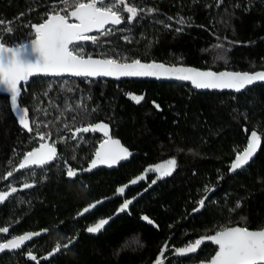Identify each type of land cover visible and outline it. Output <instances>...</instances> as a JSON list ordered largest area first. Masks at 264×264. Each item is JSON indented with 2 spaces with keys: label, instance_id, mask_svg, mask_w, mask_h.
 <instances>
[{
  "label": "trees",
  "instance_id": "trees-1",
  "mask_svg": "<svg viewBox=\"0 0 264 264\" xmlns=\"http://www.w3.org/2000/svg\"><path fill=\"white\" fill-rule=\"evenodd\" d=\"M129 2L142 9L138 17L128 23L124 13L126 22L101 36L99 44L83 43L86 55L115 54L215 71L264 69V0ZM54 6L63 7L60 0H0V39L7 45L28 41L34 37L31 26L46 19ZM133 95L144 99L137 103ZM5 97L0 94V190L10 186L17 191L0 208V223L19 219L22 228H47L46 248L48 238L80 231L72 244L39 264H149L166 243L182 247L222 226L264 228V84L239 93L199 92L175 82L33 77L19 98L20 106L29 109L32 132L20 125ZM99 122L109 124L110 135L135 154L115 169L81 173L102 134L74 139V130ZM252 131L261 136L260 147L248 165L230 173L231 161ZM47 132L59 147L58 158L43 168L14 172L40 141L38 133ZM169 159L176 161L171 175L158 178L149 171ZM68 166L78 170L76 177L66 175ZM9 171L13 175L5 178ZM143 172L144 179L129 185L123 197L73 218L81 207L112 196ZM25 183L33 186L24 188ZM126 200L132 201L129 208L101 233L81 231L83 224L117 212ZM215 250L204 244L196 255L173 257L167 264H195ZM15 263L0 259V264Z\"/></svg>",
  "mask_w": 264,
  "mask_h": 264
},
{
  "label": "snow or ice",
  "instance_id": "snow-or-ice-1",
  "mask_svg": "<svg viewBox=\"0 0 264 264\" xmlns=\"http://www.w3.org/2000/svg\"><path fill=\"white\" fill-rule=\"evenodd\" d=\"M60 2L63 5L62 8L57 9L54 6L47 13V18L43 22L31 26L34 29V38L29 43L9 46L0 39V89L9 94L11 107L17 112L20 125L29 132L33 131L30 126L29 109L21 107L18 100L22 94V85L27 84L29 78L33 76L70 75L83 78L115 77L117 79L120 77L175 78L190 81L199 89H233L237 92L257 81L264 82V71L255 73L216 72L194 67L165 65L156 61L145 63L140 59L129 60L127 57H117L115 54H102L97 58L90 54L86 55L82 47L84 42L99 44L101 36L110 35L114 26L126 22L124 13L128 14L126 20L131 23L138 17L142 9L132 6L129 0H60ZM180 23L183 24L185 21L181 19ZM3 24L4 21L0 20V25ZM7 31L10 33L12 29L7 28ZM7 98L5 97V99ZM131 98L137 103L144 99L143 96L136 95ZM155 107L159 109L160 105L156 104ZM97 131L102 132L106 139L100 143L89 166L82 171H91L98 164L111 167L132 155L119 140L110 136L109 124L104 122L76 128L73 138L75 139L82 133ZM38 136L42 142L38 147L23 155L17 171L25 168H43L58 158L56 143L44 142L51 140L52 133H38ZM260 142L261 136L256 131H252L247 146L236 153L235 159L230 165V171L234 172L248 165L260 147ZM175 167V159H169L162 164L152 166L149 171L159 173L158 178H163L171 175ZM77 172V169L68 166L66 175L73 178L76 177ZM12 175V171L7 173V177ZM141 179H144V176L137 177L131 183L135 184ZM32 186L29 183L23 185L24 188ZM125 187H120L118 191L123 193ZM16 191L17 188L12 187L8 192H0V202ZM206 199L207 197L198 202L200 208L205 206ZM96 203H100V201ZM131 203V200H126L118 211H125ZM95 206L92 204L85 207L80 214L83 215ZM236 207H240L239 202ZM200 208L194 209V211H199ZM142 219L154 223L147 216ZM244 219L241 218V220ZM107 223V219H102L88 227L87 231L98 233ZM8 231L7 227H0V233H8ZM43 231L46 232L47 229ZM39 235H41L40 232L25 233L14 236L6 242H0V252L6 249H20L25 241ZM205 241H210L217 246V251L208 264H264V229L250 230L242 226H222L213 235L202 236L194 243L190 242L185 247L176 248L175 254L195 253ZM61 247L59 243L56 244L49 256L59 252ZM63 247L66 248L68 245L65 244ZM167 249L168 244L166 243L160 256H163ZM27 255L31 260H37L32 252H28ZM156 264H162V261L158 258Z\"/></svg>",
  "mask_w": 264,
  "mask_h": 264
},
{
  "label": "flooded vegetation",
  "instance_id": "flooded-vegetation-1",
  "mask_svg": "<svg viewBox=\"0 0 264 264\" xmlns=\"http://www.w3.org/2000/svg\"><path fill=\"white\" fill-rule=\"evenodd\" d=\"M102 134V139H104V135L103 133L101 132ZM110 134V133H109ZM102 141V140H101ZM42 141H39L37 143L35 147H37ZM49 143H52L51 140H49ZM57 147V152H58V156H59V147L56 145ZM33 149V148H32ZM54 162V161H53ZM89 162V161H88ZM19 165V164H18ZM49 165V164H48ZM40 167H34V168H25V169H21L19 171H15L17 174L22 172V171H26L27 169H31V170H34V169H39ZM16 169V168H15ZM79 172H77L78 174ZM82 173V172H81ZM146 175V174H145ZM8 178V177H7ZM12 187H8V188H3L0 190V192H8L10 191ZM18 190H24L22 189V187H19ZM127 190V189H126ZM125 190V192H126ZM124 192V194H125ZM123 194V196H124ZM12 196V194L10 196L7 197V199H5L3 202H0V208L5 206V204L7 203V201L9 200V198ZM123 196H120V197H123ZM117 198V197H115ZM103 204V203H102ZM7 206V205H6ZM100 206V205H99ZM85 206L81 207L77 212L76 214L73 216L74 219H80V218H83L84 216H86L87 214H90L92 213L94 210H92L91 212L85 214V215H82V216H77L79 211L84 208ZM118 211V210H117ZM121 213V212H120ZM119 213V214H120ZM105 218V217H104ZM100 219H103V218H96L94 221L88 223V224H83L81 227V231L86 234V235H89L85 232V230L87 229V227H89L90 225L94 224L96 221L100 220ZM20 223L21 221L19 219H16V220H10V221H6L4 223H0V227H7L9 229L8 233H0V242H6L8 239H11L12 237L14 236H18V235H23L25 233H35V232H40L41 235L39 236H36V237H33L31 240H28V241H25V243L21 246L20 249H15V250H4L3 252H0V259H2L3 257L4 258H9V259H14L15 260V264H39L41 261H46L50 258H52L55 254L59 253L62 249H64L65 247H63V245L67 244L68 246L70 244H72L74 242V240L76 239V237L78 236V234L80 233L79 230H74L71 234H68L66 235V237H62V233L60 235H57V236H52L50 238H48V247L46 248V246H42L43 245V242L44 240L46 239V236L49 235L48 234V229L47 228H44V227H41V228H33V227H20ZM108 224V223H107ZM106 224V225H107ZM105 225V226H106ZM105 226L103 227V229L105 228ZM47 229V231H43ZM103 229L101 230V232L103 231ZM51 232V231H50ZM100 232V233H101ZM99 234V233H98ZM71 241V243H70ZM195 241V240H194ZM193 241V242H194ZM60 244L62 247H61V250L59 252H56L54 255L52 256H49V253L53 251V249L55 248L56 244ZM204 245V244H203ZM202 245V246H203ZM186 246V245H185ZM201 246V247H202ZM43 247V248H42ZM184 247V246H182ZM67 248V247H66ZM168 249H171V248H168ZM201 249V248H200ZM199 249V250H200ZM198 250V251H199ZM28 252H32L33 255H35L37 257V260L36 261H33L31 260L27 253ZM198 253V252H197ZM196 253V254H197ZM172 254V251H168L166 252L163 257H168ZM194 254V255H196ZM194 255H189V256H194ZM187 256V257H189ZM173 258V257H171ZM171 258H169L168 260H170ZM167 260V261H168ZM167 264V262H166ZM196 264V263H195Z\"/></svg>",
  "mask_w": 264,
  "mask_h": 264
},
{
  "label": "water",
  "instance_id": "water-1",
  "mask_svg": "<svg viewBox=\"0 0 264 264\" xmlns=\"http://www.w3.org/2000/svg\"><path fill=\"white\" fill-rule=\"evenodd\" d=\"M44 20H45V19H44ZM42 22H43V21H42ZM40 23H41V22H40ZM38 24H39V23H38ZM34 25H35V24H34ZM118 26H120V25H118ZM118 26H114L113 28H116V27H118ZM32 29H33V28H32ZM33 32H34V29H33ZM93 34H96V33H93ZM33 38H34V37H32L31 39H29L28 41H26V42H24V43H29ZM84 43H86V42H84ZM21 44H22V43H21ZM18 45H19V44H18ZM9 46H17V45H9ZM93 57H94V58H97L96 56H93ZM142 62L147 63L146 61H142ZM149 62H151V61H149ZM156 62H157V61H156ZM158 63H162V62H158ZM163 64H165V63H163ZM165 65H170V64H165ZM176 66L193 67V66H187V65H181V64H176ZM194 68H196V67H194ZM198 69H201V68H198ZM201 70H209V69H201ZM212 71H215V70H212ZM220 71L248 72V71H235V70H217L216 72H220ZM260 71H264V69H259V70H255V71H250V72H248V73H255V72H260ZM33 77H50V78H53V77H71V78H83V77H74V76H70V75H63V76H51V75H49V76H44V75H38V76H33ZM33 77H30V78H29V81H30V79L33 78ZM87 79H105V80H112V81H120V80H142V81H157V82H175V83L189 84V85L191 86V88H193V89H195V90H197V91H199V92H204V91H217V92H235V93H239V92H242V91H244L245 89L250 88V87H252V86H254V85H256V84H264V82L257 81V82H255L253 85H250V86L246 87L245 89H243V90L237 92V91H235V90H233V89H223V90H220V89H199V88H196V87H195L190 81H182V80H178V79H175V78H159V79H158V78H155V77H120V78L117 79V78H115V77H98V78H87ZM29 81H28V83H29ZM28 83H27V84H28ZM24 85H26V84H24ZM22 86H23V85H22ZM0 94H2V95H6V96L9 97V104H10V107H11L10 96H9V94L3 92L2 89H0ZM18 102H19V100H18ZM11 110H12L15 114H17V112L14 111V110L12 109V107H11ZM17 115H18V114H17ZM110 136H111V135H110ZM111 137H112V136H111ZM112 138H113V139H116V140H119L118 138H115V137H112ZM105 139H106V138L102 139V141L99 142V144H98L97 147H96V150H97V148L99 147L100 143H102ZM119 141H120V140H119ZM44 142H48V143H49V140H46V141H44ZM120 143H121V141H120ZM121 144H122V143H121ZM122 145H123V144H122ZM38 146H39V145H38ZM38 146H37V147H38ZM123 146H124V145H123ZM124 147H125V146H124ZM126 148H127V147H126ZM31 150H32V149H31ZM31 150H30V151H31ZM96 150H95V151H96ZM129 151H130V150H129ZM130 152L132 153V155L135 154L134 151H130ZM94 154H95V152H94ZM94 154H93V156L91 157V159L89 160V162L87 163V165H86L85 168H87V167L89 166L90 161L94 158ZM132 155H131V156H132ZM131 156H130V157H131ZM130 157H129V158H130ZM22 158H23V157H22ZM22 158H21V160H22ZM129 158H128V159H129ZM128 159L121 160L118 164H115V165H113V166H111V167H109L108 165H105V164H98L97 167L94 168V169H92L91 171H81V172H82V173H90V172L95 171V170L100 169V168H103V169H106V170L115 169V168H117L121 163H124V162L128 161ZM234 159H235V157H234ZM234 159L231 161L230 165L232 164V162L234 161ZM21 160H20V161H21ZM19 163H20V162H19ZM18 167H19V165L17 166L16 169H18ZM16 169H15V171L17 172ZM238 170H240V169H238ZM238 170H236V171H238ZM18 171H19V170H18ZM236 171H234V172H236ZM229 172H230V173H234L233 171H230V166H229ZM145 174H146V172H143V173H141V174H138L137 176L131 178L129 182H126L125 184L118 186V187L116 188V190H115V192H114V194H113L112 196H110V197H105V198H101V199H99V200H96V201L92 202V203L89 204V205L95 204L96 206H95L94 208H91L88 212L84 213L83 215H85V214L91 212L92 210H94L96 207H98L99 205H101V204L104 203L105 201H108V200L114 199L115 197L123 196V194H124L125 191H124L123 193H120V192L118 191V189H119L120 187H125V186H126V187H125V190H126L127 187H128L129 185L133 184V183H131V181L137 179V177L145 176ZM141 180H142V179H141ZM139 181H140V180H138L137 182H139ZM144 191H145V190H143V191H141L140 193H138L137 196H136V198L139 197ZM97 201H100V203H96ZM89 205H87V206H89ZM87 206H85V207H87ZM85 207H84V208H85ZM84 208H82V209L79 211V213H78L77 216H82L80 213L83 211ZM119 213H120V212L117 211V212H115L114 214H112L111 216H108V217L103 218V219H107L108 222H109V221H111L112 219H114ZM100 220H102V219H100ZM100 220H98V221H100ZM98 221H96L94 224H92V225H90V226L95 225ZM90 226H89V227H90ZM104 226H105V225H104ZM233 226H238V225H233ZM229 227H231V226H229ZM87 228H88V227H87ZM102 229H103V228H102ZM102 229H101V230H102ZM263 229H264V228H263ZM101 230H100L98 233H100ZM250 230H252V229H250ZM258 230H259V229H258ZM85 232H86L87 234H89V235H97V234H98V233H89V232L87 231V229L85 230ZM211 235H213V234H211ZM34 237H36V236H34ZM200 237H202V236H200ZM200 237H199V238H200ZM197 239H198V238H197ZM194 242H195V241H194ZM194 242H192V243H194ZM203 244H211V245H213V246L216 248L215 252L217 251V246L214 245L212 242H210V241H205ZM203 244H202V245H203ZM202 245H201V246H202ZM201 246L198 248V250L201 248ZM184 247H185V246H184ZM177 248H181V247H177ZM175 249H176V247H175V248H171V249H167L166 251H164V254H165L166 252H168V251H172V254H171L170 256L164 258L163 256H160V253H161V251L163 250V248H161L160 251L156 254L155 258H154L149 264H156V261H157L158 258L162 261V264H166L167 260H168L169 258H171V257H187V256H189V255H194V254H196V253L198 252V250H197L195 253H189V254H186V255H177V254H175V251H174ZM215 252L209 257V259L199 261V262H197L196 264H208V262L210 261L211 257L214 256Z\"/></svg>",
  "mask_w": 264,
  "mask_h": 264
},
{
  "label": "rangeland",
  "instance_id": "rangeland-1",
  "mask_svg": "<svg viewBox=\"0 0 264 264\" xmlns=\"http://www.w3.org/2000/svg\"><path fill=\"white\" fill-rule=\"evenodd\" d=\"M30 34H32V33H30ZM162 164V163H161ZM156 173V172H155ZM156 174H159V173H156Z\"/></svg>",
  "mask_w": 264,
  "mask_h": 264
},
{
  "label": "bare ground",
  "instance_id": "bare-ground-1",
  "mask_svg": "<svg viewBox=\"0 0 264 264\" xmlns=\"http://www.w3.org/2000/svg\"><path fill=\"white\" fill-rule=\"evenodd\" d=\"M169 262V261H168Z\"/></svg>",
  "mask_w": 264,
  "mask_h": 264
}]
</instances>
